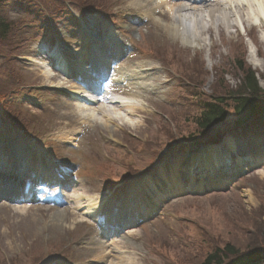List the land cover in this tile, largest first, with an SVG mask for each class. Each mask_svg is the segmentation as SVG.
<instances>
[{"label":"rangeland","instance_id":"rangeland-1","mask_svg":"<svg viewBox=\"0 0 264 264\" xmlns=\"http://www.w3.org/2000/svg\"><path fill=\"white\" fill-rule=\"evenodd\" d=\"M4 2L5 20L11 30L0 40V142L5 143L7 129H10L4 121L21 120L24 126L19 134L23 138L35 137L29 138L30 142L40 141V149H45L54 161L75 167L79 189L86 197H92L86 200L93 203L101 200L95 208H129L127 203L138 205L139 201L150 207L147 215L152 219L143 227L127 230L125 238L112 240L110 247L104 242L103 254L111 252L113 262L118 264H200L207 255L226 245L235 252L264 251L261 237L264 231V124L257 122V117L243 125L249 131L263 129V138L257 139L251 154L254 166L259 165L257 168L242 177L231 174L230 178L218 182L206 176L198 180L200 176H196L194 185L201 191L206 189L203 198L179 196L172 199L170 194H162L165 204L157 198L158 192L161 194L160 182L169 188L172 176L178 173L177 164L185 160L186 152L179 151L175 142L199 145L210 141L201 137L194 122L200 115V105L224 99L226 121L208 133L220 137L224 134V137L234 131L233 121L239 116L234 113L230 98L242 82V75L236 69L239 60L256 72L255 79L260 89H264V26L241 28L236 24L237 19L234 20L236 16L233 19L227 16L228 11L221 16L214 13L216 17L197 19L190 25L188 31L199 44L191 48L173 39L152 19L135 26L129 23L132 20L113 14L111 18H115L113 22L118 28L122 29V22H126L131 25L129 32L139 34L138 43L130 40L131 58L128 55L120 65L153 62L169 72L171 79L163 82L156 76L153 82L160 91L147 95L144 109L134 107L128 111V119H123L122 115L107 122L100 119L103 118V110H100L97 120L82 123L74 103L57 95H47V91L38 88L42 85L38 83L48 81L50 76L47 78L40 67L44 63L35 56V49L39 41L53 43L58 36L63 37L72 53L80 49L82 42L69 24L70 17L85 16L82 11L98 10L87 7H99L101 0ZM110 2L106 0L107 8ZM121 4L126 11H132L130 0H122ZM160 15L165 22L171 20L165 12ZM155 38L162 44L154 43ZM151 41L155 44L152 54L144 52L141 46L146 47V42ZM70 57L79 60L71 53ZM70 84L79 86L73 81H69ZM18 89L21 92L9 91ZM120 92L124 91L120 89ZM15 110L20 111L19 114ZM21 116L28 119L23 120ZM70 130L81 134L74 137L75 142L71 143L74 147L65 146L60 143L64 139L56 137ZM28 146L34 149V144ZM152 169H157L154 175L140 185L133 184L135 179L129 182L133 175L143 176ZM105 183L108 187H104ZM114 185L117 187L113 190H106ZM70 208L73 205L69 202L62 208L41 205L17 209L0 205V264H83L93 259L98 263L97 230L90 219L85 224L81 215L73 214ZM57 211H64L66 225L54 219ZM126 257H129L128 262Z\"/></svg>","mask_w":264,"mask_h":264},{"label":"bare ground","instance_id":"bare-ground-1","mask_svg":"<svg viewBox=\"0 0 264 264\" xmlns=\"http://www.w3.org/2000/svg\"><path fill=\"white\" fill-rule=\"evenodd\" d=\"M219 1V0H216ZM132 5H135L137 9L142 13L144 17H151L154 22H156L157 25H161L162 28L168 31L169 35L173 39L180 40V43L182 45H186L189 47H196L199 46L198 41L195 39V35L191 34L189 32L190 25L195 22L199 17H202V11L205 10L208 15L211 18H214L216 16H210V13L215 12L218 14V16L221 15H227L224 14L225 9H204L201 8H195L194 1L193 0H187L186 5H177L176 2H170L165 0H131L130 1ZM226 4L228 6V15L231 19H233L235 16L236 24L239 25L241 28H244V25L248 28L259 25L264 26V2H261V0H226ZM160 11L165 12L169 19H171L169 22L164 21V17L160 15ZM198 12V13H197ZM218 12V13H217ZM160 15V16H159ZM164 15V14H163ZM206 16V17H208ZM226 22H229L228 20ZM243 25V27H242ZM86 45H91L95 42H90L88 39H84ZM116 42H113L114 50L115 49ZM92 48V47H91ZM99 49V46H94L92 48L93 54L96 56L97 52L96 50ZM119 49V47H118ZM109 60H114L112 57H109ZM153 65L150 63H134L131 64V66L125 67L122 72V75L120 76L121 81L125 82L126 86H130V94L126 95V97H115L109 104L100 105L99 102L93 101L94 98L92 97L91 93L93 92V89H90L88 91H77V90H71L72 94L79 95L83 98V102L80 100H75V111L78 112V115L81 117L80 122L87 123L91 120H97V115L100 110H103V118H100L101 120L105 121H111L112 117L115 116H122L123 119L129 116L128 111H131L133 107H138L140 109H144V100H147V94L146 91H151V78L148 76L152 74L153 71L147 70L148 68L152 67ZM49 70H45L44 72L46 75H50ZM92 82V81H91ZM123 84V83H121ZM142 91H145L143 93L142 98ZM114 101V102H113ZM115 105V106H114ZM97 106V107H96ZM96 109H95V108ZM99 107H102L98 110ZM109 109V110H107ZM128 115H127V114ZM125 114V115H124ZM101 115V114H100ZM111 118V119H110ZM76 132L74 131H66L65 133L61 132L57 134V138H62L64 140H73V135ZM220 156H211L210 160H205V165L209 168H213L215 166H218L219 162L221 161L219 159ZM77 190H75L76 192ZM78 197H76L74 200L75 206L77 208H81V205H84V209H80L81 213L86 216H90L93 214L92 209L96 203L86 200V198L91 199L90 197H86L83 192L78 193ZM85 203V204H84ZM73 208V210H77V208ZM64 211H57V213L54 216V219L57 223H61L63 225L65 224V218H64ZM97 244V259L101 260L103 264H118V262H113V255L110 253H102L103 244L102 242H98ZM83 264H89V262H84Z\"/></svg>","mask_w":264,"mask_h":264},{"label":"trees","instance_id":"trees-1","mask_svg":"<svg viewBox=\"0 0 264 264\" xmlns=\"http://www.w3.org/2000/svg\"><path fill=\"white\" fill-rule=\"evenodd\" d=\"M1 1V0H0ZM7 26L0 21V38L5 36ZM237 71L242 75V82L236 91L231 95V101L234 103V113L237 115L241 111L247 114L243 118L236 121L237 125H241L243 120L256 115L260 119H264V91H261L256 83L254 73L246 68L242 62H238ZM223 99H216L212 103L205 104L202 113L197 117L195 122L198 132L201 131V137H207L209 142H217L220 138L219 134L208 133L209 130L216 129L217 126L226 121V112L223 105ZM207 133V135H205ZM211 134V135H210ZM210 135V136H209ZM203 141V140H202ZM205 142V143H209ZM205 143H198L203 145ZM264 243V231L261 234ZM261 249V248H260ZM264 264L263 260L258 259L256 250L248 252H238L229 245L222 249L216 250L215 253L207 255L200 264Z\"/></svg>","mask_w":264,"mask_h":264},{"label":"snow or ice","instance_id":"snow-or-ice-1","mask_svg":"<svg viewBox=\"0 0 264 264\" xmlns=\"http://www.w3.org/2000/svg\"><path fill=\"white\" fill-rule=\"evenodd\" d=\"M261 2H264V0H261Z\"/></svg>","mask_w":264,"mask_h":264}]
</instances>
